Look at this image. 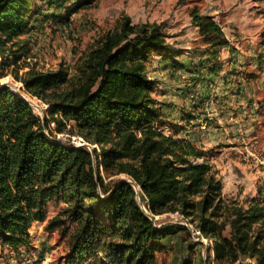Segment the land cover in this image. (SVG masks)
Segmentation results:
<instances>
[{
    "label": "trees",
    "instance_id": "16d2710c",
    "mask_svg": "<svg viewBox=\"0 0 264 264\" xmlns=\"http://www.w3.org/2000/svg\"><path fill=\"white\" fill-rule=\"evenodd\" d=\"M63 1L47 3L63 9ZM38 6L36 0H0V51L11 58L1 67L13 66L10 75L23 90L48 105L39 119L17 92L0 85V246L28 248L38 222L63 237V264H155L159 245L182 227H157L153 218L178 213L211 240L215 264L241 258L264 264V184L246 206L226 203L212 166L197 162L204 153L175 137L177 130H161L163 106L152 96L156 81L146 67L154 56L176 62L179 54L162 26L133 25L124 17L95 40L73 73L63 65L46 71L27 65L19 74L27 51L13 46L30 31ZM191 20L216 70L230 42L212 16L193 10ZM55 133L77 136L91 148L62 142ZM101 169L130 182L106 181Z\"/></svg>",
    "mask_w": 264,
    "mask_h": 264
},
{
    "label": "rangeland",
    "instance_id": "374dc122",
    "mask_svg": "<svg viewBox=\"0 0 264 264\" xmlns=\"http://www.w3.org/2000/svg\"><path fill=\"white\" fill-rule=\"evenodd\" d=\"M36 3L39 6L33 13L35 20L30 23V31L13 46V49L23 46L27 51L25 58L18 62L25 67L18 69L19 74L27 70V65L44 71L63 65L73 73L75 63L95 40L116 28L124 17L133 25H161L166 41L179 52L176 62L154 56L146 67L147 75L156 81L152 96L163 106L166 124L161 127L162 132L170 135L177 130L175 137L191 142L204 153L197 162L206 160L212 166L222 183L226 203L246 206L249 199L257 196L258 187L264 184V104L259 107L253 103L250 108L248 103L226 102L227 95L223 92L227 91L224 86L227 87L228 80L221 77L226 74L223 66L236 55L235 51L230 46L222 48L219 67L210 69L209 58L197 40L191 13L196 10L212 16L231 40L232 47L237 45L235 39L242 27H246L248 33H254L253 37L248 35L254 49L264 44V0H64L63 9L50 8L47 0H36ZM181 43L185 48L176 49ZM11 45L7 44V48ZM10 60L8 53L0 51V85L24 97L35 116L43 119L48 105L23 90V85L10 75L13 66L1 67ZM49 127L55 131L51 120ZM55 135L62 142L91 148L77 136ZM100 171L106 181L130 180L124 174L108 178ZM133 185L139 192V187ZM141 207L145 208L142 202ZM55 211L50 205L48 215L52 216ZM146 214L149 215L147 209ZM153 219L157 227L172 224L182 227L159 245L155 264H215L211 240L203 237L194 224L178 213H165ZM29 232L28 248L15 252L0 246V264H63L66 245L62 236L46 231L45 223L38 222L33 223ZM234 264H255V261L241 258Z\"/></svg>",
    "mask_w": 264,
    "mask_h": 264
},
{
    "label": "crops",
    "instance_id": "0c3cea01",
    "mask_svg": "<svg viewBox=\"0 0 264 264\" xmlns=\"http://www.w3.org/2000/svg\"><path fill=\"white\" fill-rule=\"evenodd\" d=\"M194 29L196 30L197 28L194 27ZM238 34L240 36H237L235 39L237 45L233 47L231 46V40L227 37L230 42L229 46L235 51L236 55L233 58L230 57L228 63H226L227 66H223V71L226 72V74L223 73L224 75L220 77L223 80L225 78L228 80L227 87L223 85L224 89H227V91L223 93L227 95V103H248L250 108L253 103H258V106L261 107V105L264 104V57H261L262 52H264V44L260 43V46L256 47L257 49H251L253 45L251 37L254 36V33H248L246 27H242V30H240ZM248 35L252 36L249 37ZM175 47H177L176 49L185 48L182 46V43L177 44ZM164 63L165 62H162V64ZM159 64H161V62ZM164 71H167V69ZM203 76H206V74L204 73ZM245 86H247V89ZM221 97H223V95H221ZM241 99L243 102H241ZM219 101H222L221 98ZM234 108H236V106H234Z\"/></svg>",
    "mask_w": 264,
    "mask_h": 264
},
{
    "label": "water",
    "instance_id": "95a60500",
    "mask_svg": "<svg viewBox=\"0 0 264 264\" xmlns=\"http://www.w3.org/2000/svg\"><path fill=\"white\" fill-rule=\"evenodd\" d=\"M21 96V95H20ZM22 97V96H21ZM23 99H25L24 97H22ZM26 100V99H25ZM27 101V100H26ZM28 102V101H27ZM29 103V102H28ZM29 105L31 106V104L29 103ZM127 181H129L130 182V180H127ZM134 186V185H133ZM135 188V187H134ZM135 191H136V189H135ZM137 192V191H136ZM138 193V192H137ZM138 194H137V200H138V203H139V205H140V207H141V199H140V196H139V198H138ZM143 207H144V205H143ZM142 208V207H141ZM143 209V208H142ZM144 210V212L146 213V209L144 208L143 209Z\"/></svg>",
    "mask_w": 264,
    "mask_h": 264
}]
</instances>
